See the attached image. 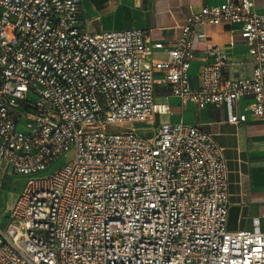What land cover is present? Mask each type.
Masks as SVG:
<instances>
[{"label":"built area","instance_id":"built-area-1","mask_svg":"<svg viewBox=\"0 0 264 264\" xmlns=\"http://www.w3.org/2000/svg\"><path fill=\"white\" fill-rule=\"evenodd\" d=\"M84 23L81 0H0V179L27 176L0 218V264H264L258 222L227 226L226 159L213 135L155 124L171 111L155 99L157 74L183 105L224 104L235 124L264 119V12L221 0L167 42ZM209 24L236 26L249 75L226 76L230 52L206 42L193 84L194 37L206 40Z\"/></svg>","mask_w":264,"mask_h":264},{"label":"crops","instance_id":"crops-1","mask_svg":"<svg viewBox=\"0 0 264 264\" xmlns=\"http://www.w3.org/2000/svg\"><path fill=\"white\" fill-rule=\"evenodd\" d=\"M221 0H81L85 29L90 32L119 30L130 27L147 31L152 42H167L176 39L180 25L186 17L205 5H213ZM255 9L264 12V0H254ZM236 26L209 24L194 37L197 57L191 67L192 82L200 83L199 67L205 61V43L217 44L230 52L235 61L226 69L230 77L245 76L252 72L253 64L240 41ZM235 44H229L231 39ZM166 51L154 49L153 58H165ZM207 60H212L209 56ZM156 75L155 99L171 106V111L157 115L158 122H178L183 120L199 125L211 133L222 148L226 159L228 178V217L229 229H252L258 222L264 231V119L253 114L245 122L229 121V108L224 104H207L198 107L194 104H181L170 88ZM243 104L238 103L240 110Z\"/></svg>","mask_w":264,"mask_h":264},{"label":"rangeland","instance_id":"rangeland-1","mask_svg":"<svg viewBox=\"0 0 264 264\" xmlns=\"http://www.w3.org/2000/svg\"><path fill=\"white\" fill-rule=\"evenodd\" d=\"M146 126V124H138L140 134L146 132L142 129ZM110 128L116 129L118 126L112 125ZM73 158L74 150L71 149L63 154L54 164H52L45 174H49L55 168L61 166L65 162L71 161ZM26 179L27 176H23L21 174H8L0 179V218H6L5 215L8 212L9 206L21 191Z\"/></svg>","mask_w":264,"mask_h":264}]
</instances>
